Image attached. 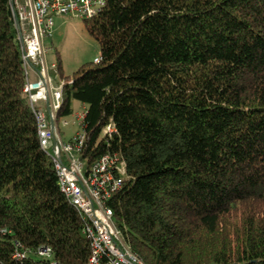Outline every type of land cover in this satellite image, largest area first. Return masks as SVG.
Segmentation results:
<instances>
[{
	"label": "trees",
	"instance_id": "1",
	"mask_svg": "<svg viewBox=\"0 0 264 264\" xmlns=\"http://www.w3.org/2000/svg\"><path fill=\"white\" fill-rule=\"evenodd\" d=\"M84 21L99 60L65 76L58 117L79 102L83 155L125 161L109 202L125 242L145 264H264V0H106ZM24 85L0 0V264H89Z\"/></svg>",
	"mask_w": 264,
	"mask_h": 264
},
{
	"label": "built area",
	"instance_id": "2",
	"mask_svg": "<svg viewBox=\"0 0 264 264\" xmlns=\"http://www.w3.org/2000/svg\"><path fill=\"white\" fill-rule=\"evenodd\" d=\"M106 0H10L25 72L24 96L37 120L41 147L51 158L61 191L83 216L84 233L90 241L89 264H145L125 242L109 202L123 185L125 161L116 153H106L89 162L83 155L86 145L85 108L75 114L79 130L64 139L58 125L63 103L64 81L56 83L52 71L57 63L48 60L45 39L52 34L53 15L91 18ZM99 58H95L97 62ZM64 124H68L64 120ZM115 131L109 124L103 136ZM33 255L52 259L51 247L42 246ZM29 253L17 249L13 258L21 261Z\"/></svg>",
	"mask_w": 264,
	"mask_h": 264
},
{
	"label": "rangeland",
	"instance_id": "3",
	"mask_svg": "<svg viewBox=\"0 0 264 264\" xmlns=\"http://www.w3.org/2000/svg\"><path fill=\"white\" fill-rule=\"evenodd\" d=\"M52 34L45 39L50 63L59 61L62 69L52 74L55 82L60 83L70 76L83 63L92 62L100 56V47L96 39L87 31L84 19L72 15H53ZM81 104L73 103V114L58 118L60 133L64 139L72 137L79 126L74 122L75 114L82 110ZM64 120L68 124H64Z\"/></svg>",
	"mask_w": 264,
	"mask_h": 264
},
{
	"label": "bare ground",
	"instance_id": "4",
	"mask_svg": "<svg viewBox=\"0 0 264 264\" xmlns=\"http://www.w3.org/2000/svg\"><path fill=\"white\" fill-rule=\"evenodd\" d=\"M125 166H126V163H125Z\"/></svg>",
	"mask_w": 264,
	"mask_h": 264
},
{
	"label": "crops",
	"instance_id": "5",
	"mask_svg": "<svg viewBox=\"0 0 264 264\" xmlns=\"http://www.w3.org/2000/svg\"><path fill=\"white\" fill-rule=\"evenodd\" d=\"M80 106H82V105H80Z\"/></svg>",
	"mask_w": 264,
	"mask_h": 264
}]
</instances>
